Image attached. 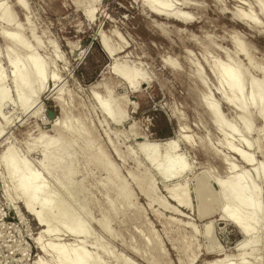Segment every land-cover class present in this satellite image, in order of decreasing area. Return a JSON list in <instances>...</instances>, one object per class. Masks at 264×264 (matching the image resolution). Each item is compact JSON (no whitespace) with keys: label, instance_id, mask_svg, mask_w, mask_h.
I'll return each mask as SVG.
<instances>
[{"label":"rangeland","instance_id":"obj_1","mask_svg":"<svg viewBox=\"0 0 264 264\" xmlns=\"http://www.w3.org/2000/svg\"><path fill=\"white\" fill-rule=\"evenodd\" d=\"M4 1L14 26L21 32L22 41L34 49L35 55L46 64V70L54 73L58 81L54 85L46 83V90L43 88L29 110L20 115L16 111L19 102L13 93L8 59L3 56L0 39L1 85L7 92V101L0 106V127H3L0 154L9 146L41 176L64 206L86 225L88 235L84 238V247L97 254L102 264H117L116 259L126 260L129 264H147L128 251L130 249L154 264H217L221 255H228L235 261L236 251L233 249L242 241V236L221 216L222 208L229 206V202L215 179L228 175L226 165L220 159L231 163L236 172L244 170L257 185L263 203L264 180L254 181L252 170L264 158V138L260 137V122L256 117L252 119L250 133L242 130L236 118L238 115L222 103L216 93V80L209 64L213 60L238 63L247 70L245 82L251 78L264 80L260 74L264 69V18L256 8L257 2L263 5L264 0H186V7L180 6L179 0H171L173 8H180L193 18L194 21L186 25L151 14L138 0H87L81 7L75 6L74 0H21L25 12L15 6L16 0ZM88 9L92 10V19H87ZM234 10L254 13L262 31L234 20L231 17ZM9 31V27L0 25V33ZM101 34L112 48L121 49L113 59L116 69L138 71L144 76L135 92H127L118 73L114 76L108 73L112 59L98 43ZM232 40L243 44L245 55L235 52ZM11 54L20 61L26 56L15 47L11 48ZM165 60L173 65L176 63V70L168 69L162 63ZM198 72H202L199 77L196 76ZM97 82H101L102 87L93 90ZM56 96L65 107L67 121L81 129L90 127L95 144L102 147L118 176L127 184L131 192L130 202L125 209L119 202L115 203L119 213H108L106 205L114 195L103 186L105 174L88 164L80 151H77L76 178H72L75 183L70 193H66L55 177L46 174L40 166L38 148L27 151L28 145L34 143L39 134L43 133L45 137L54 135L51 123L61 118L60 108L53 100ZM206 97L218 105L224 122L235 126L231 138L226 130L222 134L210 123L209 114L201 107ZM98 99H108L117 110L122 109L124 102L125 121L120 126L108 122L97 108ZM36 109L38 111L31 115ZM178 129L189 140L192 138V148L181 141L175 142ZM223 135L235 150L251 156V166L245 165L221 144ZM167 139L175 142L176 148L164 150L163 146L169 142ZM256 140L259 141V151ZM201 142H205L209 150L201 147ZM146 143L159 148V159L181 157L187 166L186 171L162 182L163 179L137 151L140 144ZM62 152L67 153V149ZM143 175L152 184L149 200L140 196L132 182V176ZM174 184L185 188L187 207L177 206L168 196L167 188ZM196 186L207 188L208 196L203 202L197 200ZM9 189L10 183L0 173V264H35L36 261L50 264L49 254L35 243L39 226ZM5 196H8L7 200ZM78 197L85 199L81 201ZM200 203H210V215L197 216ZM261 218L258 242L253 251L255 255H246V264H264V216ZM102 219L108 221L110 234L101 230L99 222ZM206 231H209L208 235L204 233ZM145 236H148L146 240ZM71 239L60 232L42 240L71 242ZM146 241L155 242L156 248L150 250ZM94 244L102 245L110 252V257L97 252ZM182 245L187 246L184 252Z\"/></svg>","mask_w":264,"mask_h":264},{"label":"bare ground","instance_id":"obj_2","mask_svg":"<svg viewBox=\"0 0 264 264\" xmlns=\"http://www.w3.org/2000/svg\"><path fill=\"white\" fill-rule=\"evenodd\" d=\"M84 1L86 2L87 0H74V4L75 6L81 7V5L84 4ZM179 1L180 6H188L186 0ZM138 2L148 12L161 18L174 20L185 25L194 21L189 13L181 10L180 8H173L171 0H138ZM14 4L18 9L25 12V8L21 0H16ZM263 5L262 3L257 2L256 8L258 13L264 18ZM86 11L88 16L87 19H92V10L88 9ZM231 17L245 26L257 29L260 32L262 31L257 16L249 10L246 12L234 10L231 13ZM0 25H6L11 30V32L9 31L0 33V39L4 47V51L2 53L3 56L8 59L7 63L10 69L13 93L16 95V98L19 102V104L17 103L18 105H16V111L18 110L20 115L25 114L36 100L38 94L45 89V84H49L51 82L53 83L52 85H54L58 79L56 78L57 76L55 77L53 75L54 73L50 74L46 70V64L35 55L34 49L22 41L21 32L16 26H14L15 24L12 15L10 14L4 0H0ZM101 35V39L98 36V43L108 58L110 60L112 59V62L108 66V73L112 76H114L115 73H118L121 76V80L124 83L127 92H135L138 89V82L142 80L144 76L138 71L123 72L116 69V67L113 65V59L115 58L116 53L121 49L112 48L103 34ZM232 44L235 52L242 55L246 54L245 49L242 46L243 44L241 45V43L236 40H232ZM12 47L17 48L20 52H23L26 55L22 61H20L18 57H15L11 54ZM247 60L250 62L248 57ZM213 61L209 64V68L216 80V93L220 97V100L238 115L236 118H238L240 126L245 133L251 132L252 119L253 117H256V119H258L260 122V137L264 138V80L251 78L245 82L247 70L245 71L242 67L237 65L238 63H220L218 60ZM162 63L171 71L176 70V66L174 67L176 63L173 65L168 60L162 61ZM199 70H201L200 67ZM199 73L201 74L202 72H198V75L196 76L199 77ZM260 74L261 77L264 78V69L261 70ZM2 76L3 75L0 72V106L4 105L7 101V92L2 88L1 85V81L3 79ZM202 82L203 81H200V83ZM52 85L50 86L52 87ZM101 87L102 83L97 82L94 85L93 90ZM57 90L59 91V89ZM58 93L61 94L60 91ZM53 100L56 104H58L61 111V118L59 120L56 119L51 123V129L54 131V135L45 137L43 133L39 134L37 140H35L34 143L28 145V148H26L28 149L27 151L34 147L40 150V166L43 168L46 174L51 175V177H55L56 182L59 184V186H61V188H63V190L66 191V193L72 192L74 186L73 184L75 183V180L73 181L72 178L75 175L74 173L76 169L75 163L77 151H80L82 157L88 164L100 171H103L105 174L103 186L106 190L111 191L114 195L113 200L107 202L106 207L108 213L110 215L119 213V208L116 207L115 203L119 202V204H122L123 208L125 209L130 202L131 192L128 189L127 184L118 176V171L112 162L109 161L107 155L102 150V147L95 144L90 127L87 126L81 129L70 123L69 120L67 121L65 116V107L59 101L58 96L54 97ZM124 104L125 103L122 102V109L120 110L112 107L108 99L99 100L98 104L96 105L98 110L108 120V122L113 125L120 126V124L125 121V115L123 112ZM201 107L207 114H209L210 123L212 126H214L222 134H224L223 130H226L227 133H230V136L228 135V137L231 138V134L233 135L235 133L236 128L233 125L227 124L226 121L224 122L222 114L219 112L218 105L212 102L209 97H206L201 103ZM37 111V109L33 110L31 115H34ZM2 128L3 127H0V136L3 131ZM183 133L184 132L181 129H178V132L176 133L177 139L175 142L179 143L181 141L186 147L192 148L193 144L190 141L192 138L189 140V137ZM170 141L166 142L165 146H163V148L165 147L164 150H172L176 148V143L173 141L175 143L174 144ZM221 142V144L228 151L234 153L237 158H239L245 165H252L251 156L241 150H235L233 148V144L227 140L225 135H223ZM255 143L256 149H258L260 146L259 141L256 140ZM140 145L138 146L137 151H139V153L143 156L146 163L152 167L158 177L161 180L163 179L162 182H164L166 179L169 180L170 178L174 179L173 177H179L186 171L187 166L181 157L176 156L169 158L164 156L159 159L157 157L159 148L155 144L152 143L150 145ZM161 145H163V143ZM77 146H79V150H77ZM200 146L205 150H209L205 142H201ZM160 147L162 148V146ZM62 149H67V153L62 152ZM130 152L132 153V151ZM262 154L264 156V152ZM212 155H215V153H212ZM220 160L224 165H226V171L228 175L223 179H215V182L219 186L223 196L226 197L229 202V206L222 208L221 216L226 218L228 222L234 225V227L238 230V233L242 236V241L238 243L233 249L236 251L235 261L229 259L230 257L228 258V255H221L217 264H246L245 256H250L253 254V251H255L254 247L258 242V229L260 227L259 225L262 219L261 217L264 216V202L261 203L257 185L248 178L244 170L236 172L234 167L235 165L233 166L231 163H227L222 159ZM0 173L2 177L8 180L10 183L9 190H12L16 195V198L21 203L23 210L28 212L39 226L35 243L40 246V249L43 252L49 254L51 258L50 264L103 263L97 254L87 250L84 247V238H86L88 235V229L86 225L83 224L82 221L78 220L75 214H73L68 208L64 206V204L55 196L51 189L46 186L47 184H45V181L41 179V176L33 171L23 158L16 156L9 146H6L3 152L0 154ZM89 176L91 175L89 174ZM74 178L76 177L74 176ZM252 178L254 181L264 180V158L255 168H253ZM71 180L73 181L72 183ZM80 180H82L81 177ZM132 182L140 196H142L144 200L146 197L147 200H149L152 190L150 179L145 175L132 176ZM145 186H148V188L146 189ZM199 188L197 187L198 190L195 191L196 197L197 200L203 202L208 196V191L207 188ZM208 189H210V187ZM167 194L174 204H177V206H188L186 191L183 186L178 187L174 184L167 188ZM7 198L8 196L6 197V200ZM78 198L80 199L81 197ZM83 199L85 198H81L80 200L83 201ZM159 204L162 205L161 203ZM209 204L207 205L200 203V206L198 204L199 207L197 209V216L199 218H204L210 215L212 212V206ZM162 206L166 208V206ZM123 208L120 209L122 210ZM99 226L105 234H110L107 220H100ZM60 232L72 237L71 242H44L42 240L43 237L52 238ZM204 233L208 235L209 231ZM146 237L148 236H145V240ZM145 245L148 246L150 250L155 249L157 246L155 242H147ZM93 246L95 247L94 249H96L97 252H100L102 256H106L108 258L110 257V252L102 245L94 244ZM186 249V245L181 246V250L183 252L186 251ZM128 251L140 257L141 260L147 264H154V262H152L149 258L139 254L136 250L130 249ZM216 254H218V252ZM116 262L117 264H129L126 260L120 259H116ZM190 262H192V260ZM35 264L42 263L36 261Z\"/></svg>","mask_w":264,"mask_h":264}]
</instances>
